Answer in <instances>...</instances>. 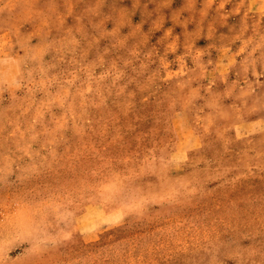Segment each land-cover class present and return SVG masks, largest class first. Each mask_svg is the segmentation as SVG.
I'll use <instances>...</instances> for the list:
<instances>
[{"label":"rangeland","instance_id":"374dc122","mask_svg":"<svg viewBox=\"0 0 264 264\" xmlns=\"http://www.w3.org/2000/svg\"><path fill=\"white\" fill-rule=\"evenodd\" d=\"M0 264H264V0H0Z\"/></svg>","mask_w":264,"mask_h":264},{"label":"crops","instance_id":"0c3cea01","mask_svg":"<svg viewBox=\"0 0 264 264\" xmlns=\"http://www.w3.org/2000/svg\"><path fill=\"white\" fill-rule=\"evenodd\" d=\"M245 1H246V3L249 2V1L252 2V3H254V1H256V0H245ZM20 223L23 224V221H21ZM39 257H40L39 259H43L44 260V256L43 255L42 256H39Z\"/></svg>","mask_w":264,"mask_h":264}]
</instances>
